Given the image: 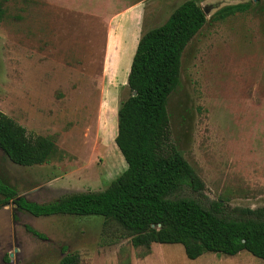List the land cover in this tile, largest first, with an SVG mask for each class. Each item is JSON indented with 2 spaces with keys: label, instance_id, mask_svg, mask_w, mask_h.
Instances as JSON below:
<instances>
[{
  "label": "rangeland",
  "instance_id": "1",
  "mask_svg": "<svg viewBox=\"0 0 264 264\" xmlns=\"http://www.w3.org/2000/svg\"><path fill=\"white\" fill-rule=\"evenodd\" d=\"M0 1L6 8L0 110L29 138L50 137L58 148L48 162L32 166L14 163L0 148V175L18 196L36 202L105 189L128 166L115 137L136 51L130 45L119 58L108 42L117 23L123 28V21L134 20L113 15L144 2L143 35L186 0ZM195 1L207 21L186 46L180 85L168 99L172 139L204 183L198 198L221 200L229 209L261 207L264 0ZM240 3L247 8L218 16L220 8ZM71 253L79 255L78 264H264L246 250L189 259L181 244L153 243L148 252L117 227L105 228L100 215L34 216L13 202L0 206V264H60Z\"/></svg>",
  "mask_w": 264,
  "mask_h": 264
},
{
  "label": "trees",
  "instance_id": "2",
  "mask_svg": "<svg viewBox=\"0 0 264 264\" xmlns=\"http://www.w3.org/2000/svg\"><path fill=\"white\" fill-rule=\"evenodd\" d=\"M247 6L226 5L218 16L225 18ZM5 15L0 1V24ZM206 21L204 8L186 0L164 24L141 36L127 80L131 94L118 109L115 142L128 165L122 174L103 190L69 192L48 202L18 196L0 175V206L13 201L34 216L100 215L105 228L117 227L148 252L153 243H178L189 259L246 250L264 260V206L229 209L221 200L206 203L198 198L204 183L171 135L168 99L180 85L183 52ZM0 148L24 166L46 163L58 149L50 137L29 138L25 127L1 110ZM78 263L75 253L60 262Z\"/></svg>",
  "mask_w": 264,
  "mask_h": 264
},
{
  "label": "crops",
  "instance_id": "3",
  "mask_svg": "<svg viewBox=\"0 0 264 264\" xmlns=\"http://www.w3.org/2000/svg\"><path fill=\"white\" fill-rule=\"evenodd\" d=\"M145 7L146 6H144V2L138 1V2H134L132 4L125 6L121 10H117V12L113 15V20L117 19V21H120L119 19L121 17H124V15L132 14L131 16L134 17V20L131 21V25H128V23H129L128 21L131 20V18L128 19V21L126 19L125 21H123V25L125 27L122 28V24L119 27V24L117 23L115 30H114V34H113V31L109 32V34H108V42L112 40L113 46L118 48V57L119 58L123 54L122 49H126L130 45L133 46L134 49L137 48L138 42H139V40L142 36V32H143V30H141V25H142L143 19H144ZM128 17H130V16H128ZM129 28L131 30L130 31L131 38H130V42L127 43L128 42L127 30ZM134 52H135V50L133 51L132 55H134ZM129 63H130V61H129ZM128 68H129V72H130V66L129 65L127 67L126 77H127Z\"/></svg>",
  "mask_w": 264,
  "mask_h": 264
},
{
  "label": "flooded vegetation",
  "instance_id": "4",
  "mask_svg": "<svg viewBox=\"0 0 264 264\" xmlns=\"http://www.w3.org/2000/svg\"><path fill=\"white\" fill-rule=\"evenodd\" d=\"M12 202H13V201H12ZM9 203H10V202H9ZM9 203H8V204H9ZM13 203H14V202H13ZM8 204H6V205H8ZM14 204H15V203H14ZM15 205H16V204H15ZM2 206H5V205H2ZM24 212H25V211H24ZM26 213H28V212H26Z\"/></svg>",
  "mask_w": 264,
  "mask_h": 264
},
{
  "label": "water",
  "instance_id": "5",
  "mask_svg": "<svg viewBox=\"0 0 264 264\" xmlns=\"http://www.w3.org/2000/svg\"><path fill=\"white\" fill-rule=\"evenodd\" d=\"M205 10V9H204ZM205 12H206V10H205Z\"/></svg>",
  "mask_w": 264,
  "mask_h": 264
}]
</instances>
